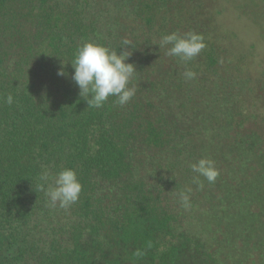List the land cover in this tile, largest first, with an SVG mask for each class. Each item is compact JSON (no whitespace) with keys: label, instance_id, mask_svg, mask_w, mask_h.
Here are the masks:
<instances>
[{"label":"trees","instance_id":"16d2710c","mask_svg":"<svg viewBox=\"0 0 264 264\" xmlns=\"http://www.w3.org/2000/svg\"><path fill=\"white\" fill-rule=\"evenodd\" d=\"M9 1L0 0V264H204L202 242L177 230L161 197L180 191L175 167L196 158L201 126L190 112L202 87L187 90L180 71L144 77L150 55L122 45L129 29L119 21L138 18L141 0H15L32 25L26 40L11 36ZM85 41L131 53L128 104L109 97L89 108L71 63ZM143 46L158 59V45ZM63 168L76 170L82 192L69 209L52 208L40 175Z\"/></svg>","mask_w":264,"mask_h":264},{"label":"rangeland","instance_id":"374dc122","mask_svg":"<svg viewBox=\"0 0 264 264\" xmlns=\"http://www.w3.org/2000/svg\"><path fill=\"white\" fill-rule=\"evenodd\" d=\"M141 2L138 18L130 14L119 21L129 29L125 39L136 43V57L150 55L144 61V77L159 81L158 71L184 74L191 69L196 78H182V86L187 90L202 87L201 95H190L198 105L191 107L190 114H196L195 124L201 126L196 132V158L174 171L180 191L192 190L191 207L181 206L176 195L180 191L161 195L163 205L175 207L179 232L202 242L204 264H264V0ZM16 5L15 0L6 4L7 11L17 15L5 22L12 21L11 36L23 35L26 40L32 35V25L21 18L24 11ZM130 30L138 31L133 40ZM174 31L201 34L206 47L185 63L166 55L164 48L154 59V52L143 46L157 45L162 34ZM227 97L230 103L224 101ZM202 157L215 161L219 176L213 184L201 177V188L193 183L190 165ZM252 227L254 232L244 231Z\"/></svg>","mask_w":264,"mask_h":264},{"label":"clouds","instance_id":"9594fccd","mask_svg":"<svg viewBox=\"0 0 264 264\" xmlns=\"http://www.w3.org/2000/svg\"><path fill=\"white\" fill-rule=\"evenodd\" d=\"M129 44H132L129 40L122 42V45ZM157 45L166 49V55L177 57L185 63L193 61L206 47L201 34L195 32L181 34L178 31L162 34ZM130 55V52L118 55L116 50L90 41L83 42L77 48L71 60L74 68L72 79L81 90V96L87 99L89 108L103 107L109 97H114V103L122 107L136 95V87L130 86L136 70L133 64L125 62ZM58 75H64L63 71L58 72ZM183 75L185 79L193 80L197 74L191 69H186ZM3 102L12 105L14 98L8 94L3 97ZM190 168L195 174L193 183L201 188L203 187L201 177L209 184H213L219 176L215 161L210 158L202 157L192 163ZM40 180L41 191L48 198L50 207L69 209L78 202L82 184L75 169L63 168L55 173L45 169L40 175ZM191 191L189 188L187 191L177 193L180 204L185 209L191 207Z\"/></svg>","mask_w":264,"mask_h":264}]
</instances>
